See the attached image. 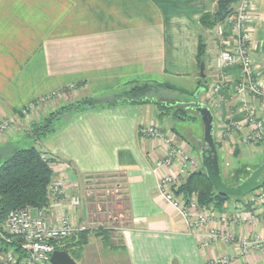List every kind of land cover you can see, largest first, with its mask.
<instances>
[{
  "label": "crops",
  "instance_id": "0c3cea01",
  "mask_svg": "<svg viewBox=\"0 0 264 264\" xmlns=\"http://www.w3.org/2000/svg\"><path fill=\"white\" fill-rule=\"evenodd\" d=\"M216 2L0 0V120L23 118L20 111L26 105L62 89L100 104L60 117L54 130L40 138L24 121L0 135V155L35 147L45 159H53L49 162L54 175H63L72 192H83L84 180L93 175L121 180L122 199L103 201L119 212V218L122 208L126 217L119 226L121 244L111 249L121 264H207V259L222 255L233 257L224 264H264V247L239 257L236 245L220 240L206 249L199 246L197 231L189 230L157 191L158 175L151 168L163 156L164 143L142 136L139 129L156 123L188 149L186 138L172 121L157 117L158 104L115 101L134 83L160 85L159 91L191 97L193 106L203 102L210 108L220 168L221 159L264 157L261 145L240 142L246 130L245 107L264 116V106L251 94L241 98L236 93L237 65L216 68L215 58L230 38L227 32L219 34L221 23L210 30L199 23V16L213 11ZM249 25L253 70L264 83V0H251ZM201 37L206 46L203 76L197 62ZM223 75L231 83L221 91L223 100L215 113L206 101L208 89L194 95L201 80L209 88ZM230 172L221 171L222 178ZM243 200L229 199L220 209H211L230 218L247 214L250 204ZM31 214L35 216V209ZM214 227L221 225L211 219L204 229ZM229 232L235 238L264 235V218L252 224L237 221ZM84 247L77 264L85 261Z\"/></svg>",
  "mask_w": 264,
  "mask_h": 264
},
{
  "label": "built area",
  "instance_id": "2783aa9c",
  "mask_svg": "<svg viewBox=\"0 0 264 264\" xmlns=\"http://www.w3.org/2000/svg\"><path fill=\"white\" fill-rule=\"evenodd\" d=\"M251 0H239L236 8L219 27V34L227 32L230 37L224 42L216 58V68L222 69L229 65H237L239 78L236 82V93L244 98L247 94L256 97L264 106V83L258 79L253 70V61L249 50L251 27L249 25ZM231 83V78L220 76L208 88V104L217 113L223 100L221 91ZM41 97L21 109L26 115L36 105L49 96ZM12 119L0 121V135L10 127ZM243 126L246 130L240 137L243 145H261L264 147V116L257 115L251 106L245 107ZM238 129V127H235ZM139 133L147 138L158 140L165 145L162 157L153 161L151 170L158 175L157 191L163 199L172 206L179 215L184 225L189 230H196L199 237L198 244L202 248L211 247L212 243L220 240L225 244L236 245V256H245L249 251L261 250L264 247V235L253 234L250 237L235 238L230 232V226L241 221L246 224L255 223L259 217L264 218V193L249 199L250 208L247 214H237L227 217L218 213L211 207L202 206L195 196L190 195L187 200L176 195L173 191L182 184L190 172L199 166V158L190 153L183 145L174 141V134L164 133L156 123L143 125ZM224 136L229 141L232 139L228 131ZM176 164V168L173 166ZM164 170L163 172H160ZM102 179V178H101ZM97 177L89 176L84 180L82 197L70 192V188L63 175L53 176L48 185V203L35 208L33 216L31 207H20L8 212L3 225L0 227V264H15L17 256L9 246L16 242L22 253L20 264H51L50 255L55 249H60L69 244L67 240L75 242L80 233L87 231L83 222L73 219L72 211L78 208L83 198H92L99 193L103 200L113 199L119 201L122 197L123 185L119 181H110L109 186ZM107 185V184H105ZM218 221L221 227L205 230L209 220ZM4 247V248H3ZM232 256L222 255L218 259H207V264H224Z\"/></svg>",
  "mask_w": 264,
  "mask_h": 264
},
{
  "label": "trees",
  "instance_id": "16d2710c",
  "mask_svg": "<svg viewBox=\"0 0 264 264\" xmlns=\"http://www.w3.org/2000/svg\"><path fill=\"white\" fill-rule=\"evenodd\" d=\"M238 1L239 0H217L213 11L202 13L199 16V23L203 30L213 29L217 24L222 23L233 11L234 5ZM205 49L206 46L201 37L199 38L197 52L198 65L201 61H204ZM159 87L161 86L150 83H134L130 88L117 94L115 96V101L119 100L137 104L150 102L157 104L156 101L152 100V97L156 95V90ZM206 87L207 82L201 80L198 88L206 89ZM99 105L98 101L91 97L76 101L67 109L63 107L60 111L51 113V115L45 118L43 122H40L33 127L31 133L36 138L45 136L54 130L55 122L63 114L67 113L70 115ZM51 160L53 159H45L43 153L38 151L35 147H28L13 150L12 153L0 163V227L3 225L10 210L26 206L35 209L45 206L48 203V185L52 179L53 171L49 162ZM250 170L251 169L240 167L235 169L232 176H234L236 180L232 184L239 182L250 172ZM260 189L264 190V182ZM173 191L176 195L183 197L185 200H187L192 193H196V199L200 205L214 209H220V207L229 199H242V197L219 194L211 185L201 164L198 169L190 172L185 181L173 189ZM88 234L89 231L80 233L75 242H70L60 249L67 251L74 260H77L83 250V246L87 242L86 238ZM95 234L106 239L109 231L100 228L95 231ZM9 246L17 256L15 264H20L22 253L18 244L13 242Z\"/></svg>",
  "mask_w": 264,
  "mask_h": 264
},
{
  "label": "rangeland",
  "instance_id": "374dc122",
  "mask_svg": "<svg viewBox=\"0 0 264 264\" xmlns=\"http://www.w3.org/2000/svg\"><path fill=\"white\" fill-rule=\"evenodd\" d=\"M236 5L234 6L233 10L236 8ZM207 89L208 87H206L205 92ZM84 98L88 97H83L78 94H71L68 92V89L57 91L55 95L49 96L48 98L42 100L31 112H28V114L24 115L20 113L23 118H19L20 116L17 115L2 118L3 120L9 118L12 119L9 125L10 128L7 131H4L3 134L11 131L15 127H19V124H22L24 121L30 123L32 129L40 122H43L45 118L49 117L51 113H56L63 107L67 109L76 101L82 100ZM152 98V100L156 101L158 104L156 114L157 117L163 119V121L166 123L172 121L175 124V130L177 133H181L182 136L186 138L190 153L194 156H198L201 143L197 140V138L202 137L203 129L199 116L191 109V106L195 100L191 97L187 99L184 96H179L176 93L164 90H156V95H154ZM206 101L208 102V96ZM67 116H69V114L65 113L61 117ZM10 153L4 154L5 157L0 155V163L4 160V158L9 156ZM263 159L264 157H260V155H250L244 159L241 157H231L225 162L221 159V171L223 173L226 170L231 171L230 174L226 176L223 175L224 182L229 184L234 183L236 178L232 176V173L235 169L239 167L253 169L255 166L259 165ZM53 176L55 175L52 171V179ZM94 177H97L98 179L102 178L101 180L107 184H101L103 186H109V181L116 180L121 183V180H117L111 176L94 175ZM70 192L80 195L81 197L83 195L82 191L72 192L70 190ZM261 192L264 193V190L259 188L256 191L243 196V201L247 200V203H249V199L256 197L257 193ZM191 195L195 196V198L197 197L196 193H192ZM120 199H122V197ZM102 200L103 197H101L99 193H95L92 198H83L81 205L72 211L73 219L78 223L83 222L87 231H89V234L86 238V246H83L85 249V261L84 263L78 262V264H121V258L117 255L118 253L114 255L111 249H115V246H120L121 244L119 226H121V224L126 221V217L122 211V208L120 212L123 216L119 218V212L117 210L115 211L112 205L105 204V202ZM100 228L109 231L108 237L103 240L106 242L104 244L101 241L102 236H97L95 234V231ZM67 241L69 243L71 242V240ZM119 255H121L120 252Z\"/></svg>",
  "mask_w": 264,
  "mask_h": 264
},
{
  "label": "water",
  "instance_id": "95a60500",
  "mask_svg": "<svg viewBox=\"0 0 264 264\" xmlns=\"http://www.w3.org/2000/svg\"><path fill=\"white\" fill-rule=\"evenodd\" d=\"M204 61L199 64V73L203 76ZM199 88L195 97H198ZM192 109L198 114L201 122L203 134L198 157L203 170L213 188L222 195L243 197L256 191L264 182V160L235 184L223 182L220 168V161L214 142V115L210 108L203 102L196 103ZM51 264H77V262L65 250L55 249L50 255Z\"/></svg>",
  "mask_w": 264,
  "mask_h": 264
}]
</instances>
